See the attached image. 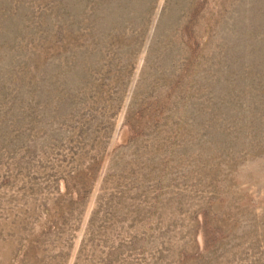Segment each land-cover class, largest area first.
<instances>
[{
  "label": "rangeland",
  "instance_id": "1",
  "mask_svg": "<svg viewBox=\"0 0 264 264\" xmlns=\"http://www.w3.org/2000/svg\"><path fill=\"white\" fill-rule=\"evenodd\" d=\"M0 264H264V0H0Z\"/></svg>",
  "mask_w": 264,
  "mask_h": 264
}]
</instances>
